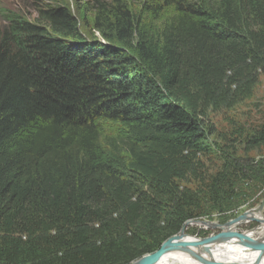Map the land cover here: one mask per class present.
<instances>
[{"label": "trees", "instance_id": "16d2710c", "mask_svg": "<svg viewBox=\"0 0 264 264\" xmlns=\"http://www.w3.org/2000/svg\"><path fill=\"white\" fill-rule=\"evenodd\" d=\"M40 2L0 27V264H133L264 186L233 145L264 156V123L205 172L210 114L264 78V0Z\"/></svg>", "mask_w": 264, "mask_h": 264}, {"label": "rangeland", "instance_id": "374dc122", "mask_svg": "<svg viewBox=\"0 0 264 264\" xmlns=\"http://www.w3.org/2000/svg\"><path fill=\"white\" fill-rule=\"evenodd\" d=\"M38 5H41L40 0H0V9L15 11L26 17L29 21L35 19L36 12L34 8ZM71 10L75 12L72 6ZM263 123L264 78L261 79L251 100L239 105L233 111L222 113L212 112L210 114L208 126L214 127L217 132L210 137L209 141L214 154L205 161V172L208 174V177L215 174L223 166L224 161L219 158L221 156L220 150L226 149L230 144L232 145L234 140L241 137L239 136L240 134H244V136L252 134L253 130ZM233 145L238 147V157H244L243 161L255 160L256 163L264 157L258 151H253L246 157L245 147L242 142L238 144L234 142ZM239 181L242 186H236L235 190L230 191V194L235 196L232 200L227 201L225 206L220 204L219 207L213 206L211 209H206L204 213L200 212L199 216L201 215L202 217L187 222L183 229V234L192 238L209 241L217 238L223 232L224 226L238 223L240 219L246 218V216L249 217L240 221L238 233L246 235L250 232L256 233L258 230L261 232L262 224H264V186L261 187L259 185L258 189H254L253 186L255 184L252 180L239 178ZM182 186L193 189L197 186V183L190 181L189 183H182ZM214 208L215 210H213ZM217 209L222 212L216 211ZM255 213H260L261 219L254 218L253 220L252 217L256 215ZM255 219L258 221H255ZM185 242L192 243V241ZM222 259L225 262L235 264H260L242 262L229 256H222Z\"/></svg>", "mask_w": 264, "mask_h": 264}, {"label": "bare ground", "instance_id": "6f19581e", "mask_svg": "<svg viewBox=\"0 0 264 264\" xmlns=\"http://www.w3.org/2000/svg\"><path fill=\"white\" fill-rule=\"evenodd\" d=\"M252 218L261 219V214L257 213ZM239 225L240 221L224 226L223 232L205 245L178 241L157 264H201L198 255L215 262H225L222 256H229L246 263L264 264V224L261 232L258 230L256 233L250 232L246 235L238 233Z\"/></svg>", "mask_w": 264, "mask_h": 264}, {"label": "water", "instance_id": "95a60500", "mask_svg": "<svg viewBox=\"0 0 264 264\" xmlns=\"http://www.w3.org/2000/svg\"><path fill=\"white\" fill-rule=\"evenodd\" d=\"M249 216H246V218H248ZM245 217L240 219H246ZM254 220V218H253ZM255 221H258L255 219ZM231 225V224H230ZM184 231L181 232V234L174 236L172 238H170L169 240H167L162 247L160 248L159 251L155 252L154 254L151 255H147L144 256L143 258H141L140 260L136 261L133 264H157L158 262H160L163 257L165 256V254L178 242H184L185 241H192V243H187V244H199V245H205L207 243H210L211 241L215 240H209V241H205V240H201V239H196V238H192L189 236H186L183 234ZM262 245V244H261ZM258 250V249H257ZM256 250V251H257ZM198 260L201 262V264H235V263H226V262H215V261H208L206 260L203 256L198 255L197 256Z\"/></svg>", "mask_w": 264, "mask_h": 264}, {"label": "clouds", "instance_id": "9594fccd", "mask_svg": "<svg viewBox=\"0 0 264 264\" xmlns=\"http://www.w3.org/2000/svg\"><path fill=\"white\" fill-rule=\"evenodd\" d=\"M5 12H14L15 13V11H7V10H1V12H0V18H1V20L3 21V15H4V13ZM73 14H75V12H72Z\"/></svg>", "mask_w": 264, "mask_h": 264}]
</instances>
